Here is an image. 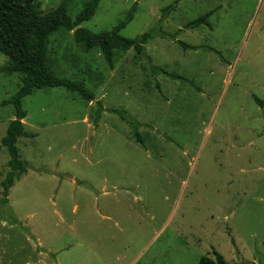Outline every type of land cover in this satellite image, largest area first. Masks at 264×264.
Instances as JSON below:
<instances>
[{"label": "rangeland", "instance_id": "1", "mask_svg": "<svg viewBox=\"0 0 264 264\" xmlns=\"http://www.w3.org/2000/svg\"><path fill=\"white\" fill-rule=\"evenodd\" d=\"M36 1L43 13L62 2ZM88 1L68 0V16ZM174 3L162 23L173 39L117 53L113 69L72 32L48 37L49 67L92 100L42 89L22 101L32 137L17 142L27 173L0 203V264H198L213 251L264 264V109L253 99L264 101V0H101L80 27L111 32L133 10L120 35L139 39ZM210 12L212 29L185 28ZM8 66L0 54V144L15 117L1 103L21 87ZM114 111L139 125L140 143ZM8 161L0 149V202Z\"/></svg>", "mask_w": 264, "mask_h": 264}, {"label": "trees", "instance_id": "2", "mask_svg": "<svg viewBox=\"0 0 264 264\" xmlns=\"http://www.w3.org/2000/svg\"><path fill=\"white\" fill-rule=\"evenodd\" d=\"M100 1H88L73 20L67 14L68 0H62L57 7L47 13L41 12L40 5L36 0H0V54L9 61L7 73L19 75L21 81V87L17 93L1 103V106H12L15 112L14 120L8 125L0 144V149L4 148L9 156L8 172L1 183L3 190L1 205L8 203L10 189L21 176L27 173V165L22 163L16 146L20 138L32 137L24 129L23 121L26 118V113L22 109V101L31 96L33 92L42 89H63L68 93L78 95L85 101L90 102L92 100V96L83 83L59 78L49 67L46 44L48 37L53 32L58 29L72 32L74 43L81 47L84 52L99 51L109 69H113L114 58L117 53L133 50L136 56L142 57L145 55V46L154 38L173 39L172 36L163 33L162 23L175 11L177 2L162 11L156 29L143 34L139 39H127L122 37L120 33L132 21L133 10L111 32L94 34L80 27L93 18ZM211 15L212 12L207 13L185 28L195 30L205 26L212 29L208 23ZM177 44L183 49L188 48L181 42H177ZM157 73L166 74L161 70H158ZM170 77L180 81L178 77ZM253 99L258 107L264 109V101L255 97ZM112 113L118 115L123 122L132 128L135 140L140 143L139 125L120 112L114 111ZM198 264L227 263L221 255L213 251L212 257L204 256Z\"/></svg>", "mask_w": 264, "mask_h": 264}]
</instances>
